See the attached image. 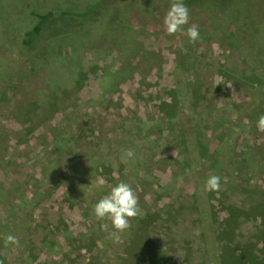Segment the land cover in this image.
Masks as SVG:
<instances>
[{
	"label": "rangeland",
	"instance_id": "rangeland-1",
	"mask_svg": "<svg viewBox=\"0 0 264 264\" xmlns=\"http://www.w3.org/2000/svg\"><path fill=\"white\" fill-rule=\"evenodd\" d=\"M171 2L0 0V264H264V0H183L170 36ZM120 182L140 215L114 243L93 206Z\"/></svg>",
	"mask_w": 264,
	"mask_h": 264
},
{
	"label": "clouds",
	"instance_id": "clouds-1",
	"mask_svg": "<svg viewBox=\"0 0 264 264\" xmlns=\"http://www.w3.org/2000/svg\"><path fill=\"white\" fill-rule=\"evenodd\" d=\"M189 21V9L183 0H172L167 11L163 24L167 35H175L183 32V26ZM187 36L190 43H195L200 39L198 27L193 24L187 29ZM257 131L264 133V114L260 115L257 121ZM135 153L132 149H126L121 156V162L127 163L134 158ZM221 178L211 175L205 182V191H218L220 189ZM106 181L103 178L96 180L97 187H103ZM93 214L98 220L110 221L113 231L110 233L114 243L121 240L120 234L131 227V219L140 215L138 197L132 186L125 182H120L112 186L110 191L104 195L93 206ZM8 245L19 246V240L13 235L5 238V247Z\"/></svg>",
	"mask_w": 264,
	"mask_h": 264
},
{
	"label": "trees",
	"instance_id": "trees-1",
	"mask_svg": "<svg viewBox=\"0 0 264 264\" xmlns=\"http://www.w3.org/2000/svg\"><path fill=\"white\" fill-rule=\"evenodd\" d=\"M224 1V0H221ZM97 6L100 7L101 3H97ZM102 8H94L93 5H86L84 8L79 10L68 9V10H49L44 13H31L34 18L35 24L29 27L21 36L19 40V44L24 49H32L35 44H37L41 34H45L48 30L49 24L56 19L70 17L72 19L78 18V20H82L88 17H92V15ZM152 257L150 255H145V264H160L161 256L159 252H155V250L151 251ZM155 259V260H154ZM2 262V260H0Z\"/></svg>",
	"mask_w": 264,
	"mask_h": 264
}]
</instances>
